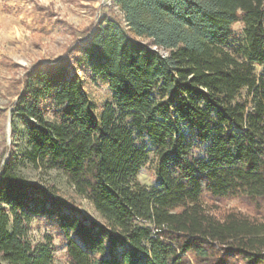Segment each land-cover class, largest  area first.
Instances as JSON below:
<instances>
[{
  "label": "trees",
  "instance_id": "obj_1",
  "mask_svg": "<svg viewBox=\"0 0 264 264\" xmlns=\"http://www.w3.org/2000/svg\"><path fill=\"white\" fill-rule=\"evenodd\" d=\"M111 6L123 22L102 14L19 81L0 164V264H56L51 236L30 237L34 219L55 226L71 264H264V0ZM85 69L112 93L99 117ZM146 138L158 156L150 187L134 181ZM28 168L64 174L104 222Z\"/></svg>",
  "mask_w": 264,
  "mask_h": 264
},
{
  "label": "rangeland",
  "instance_id": "obj_2",
  "mask_svg": "<svg viewBox=\"0 0 264 264\" xmlns=\"http://www.w3.org/2000/svg\"><path fill=\"white\" fill-rule=\"evenodd\" d=\"M103 0H0V164L9 157L8 120L12 104L21 90L20 80L26 68L37 61L52 63L64 56L78 39L87 36L97 19L104 13L123 22V14L111 4L102 5ZM238 33L243 25L233 26ZM241 35V33L239 34ZM132 36H134L132 34ZM163 54L167 51L162 50ZM257 75H264V64L255 65ZM78 75L91 99L95 114L99 117L112 93L107 80L93 74L89 69L79 70ZM23 125H21L22 128ZM151 148L148 160L134 178L135 182L148 187L157 184L158 156ZM28 180L55 185L62 200L74 206L81 214L98 222L104 218L93 203L80 196L69 179L59 171L28 168ZM237 204L235 201L229 205ZM51 236L53 256L56 264H71L66 253L63 237L53 224L34 219L31 222L30 237L34 242ZM125 246L120 245L119 252Z\"/></svg>",
  "mask_w": 264,
  "mask_h": 264
},
{
  "label": "water",
  "instance_id": "obj_3",
  "mask_svg": "<svg viewBox=\"0 0 264 264\" xmlns=\"http://www.w3.org/2000/svg\"><path fill=\"white\" fill-rule=\"evenodd\" d=\"M111 1L112 0H103L102 2V5H108V4H111ZM11 132H12V121H11V113H10V116H9V120H8V142L10 143L11 142Z\"/></svg>",
  "mask_w": 264,
  "mask_h": 264
}]
</instances>
